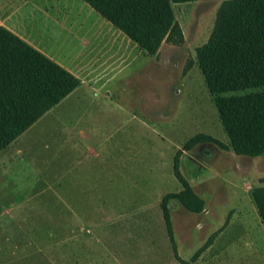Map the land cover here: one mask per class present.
Segmentation results:
<instances>
[{"label":"rangeland","instance_id":"obj_1","mask_svg":"<svg viewBox=\"0 0 264 264\" xmlns=\"http://www.w3.org/2000/svg\"><path fill=\"white\" fill-rule=\"evenodd\" d=\"M222 1L173 4L182 44L162 42L152 56L138 48L126 52L128 66L111 83L118 96L109 108L115 114V153L94 169L93 183H69L67 198L65 192L61 198L62 136L49 134V122L43 121L23 137L20 143L39 145L40 159L51 163L45 182L3 188L0 177V264H181L160 206L166 194L182 190L172 173L175 156L203 200L198 213L176 198L167 202L178 256L189 261L229 216L225 229L190 264H264V224L251 197L255 187L264 186V154L237 156L212 143L183 150L197 133L229 146L195 57ZM190 59L194 64L185 73ZM114 161L125 162L126 177L105 182ZM77 188L83 198L75 197Z\"/></svg>","mask_w":264,"mask_h":264},{"label":"trees","instance_id":"obj_2","mask_svg":"<svg viewBox=\"0 0 264 264\" xmlns=\"http://www.w3.org/2000/svg\"><path fill=\"white\" fill-rule=\"evenodd\" d=\"M106 21L124 33L140 50L155 55L162 42L181 45L183 36L175 20L173 4L199 0H83ZM196 62L217 110L229 146L204 133L183 145L190 150L212 143L237 156L264 154V0H224L216 11L207 41L195 49ZM194 64L188 60L186 73ZM79 84L78 78L0 27V151L57 105ZM237 92H242L236 94ZM172 173L182 190L161 200L162 218L175 260L197 261L227 226L213 232L189 261L177 254L167 202L178 199L191 212L203 209L179 170L175 156ZM264 183V177L261 178ZM252 200L264 224V186L255 187Z\"/></svg>","mask_w":264,"mask_h":264},{"label":"crops","instance_id":"obj_3","mask_svg":"<svg viewBox=\"0 0 264 264\" xmlns=\"http://www.w3.org/2000/svg\"><path fill=\"white\" fill-rule=\"evenodd\" d=\"M0 27L79 80L70 94L0 151L2 187L10 183L45 182L42 176L50 159H40L42 148L39 145L20 141L41 122L48 121L46 125L52 129L48 133L63 138L59 183L61 198L64 192L67 198L69 183H75L76 187L85 182L93 183L94 169L102 163L107 165L106 158L110 157V152L115 153L114 146L110 147V135H114L116 129L115 114L109 108L114 106L118 96L111 83L128 66L126 52L139 47L83 0H0ZM99 105L102 109L96 111L94 108ZM35 150L39 154L34 153ZM69 156L70 162L67 161ZM110 166L112 174L109 171L105 182L110 183L111 176L113 182L117 176L126 177L125 162L116 164L114 161ZM75 197L83 198L78 188Z\"/></svg>","mask_w":264,"mask_h":264}]
</instances>
